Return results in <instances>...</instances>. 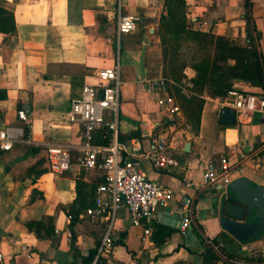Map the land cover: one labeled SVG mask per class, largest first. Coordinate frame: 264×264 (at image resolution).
Returning a JSON list of instances; mask_svg holds the SVG:
<instances>
[{
    "label": "crops",
    "instance_id": "0c3cea01",
    "mask_svg": "<svg viewBox=\"0 0 264 264\" xmlns=\"http://www.w3.org/2000/svg\"><path fill=\"white\" fill-rule=\"evenodd\" d=\"M183 1L191 30L242 45L248 42V15L264 64V0H249L250 7L245 0ZM120 14L138 18L134 31L117 34ZM165 15V0H0V130L20 125L18 110L29 117L22 140L0 150L3 264H81V258L95 254L106 219L92 220L86 210L104 179L100 171L77 165L81 127L66 116L81 88L97 82V70L116 64L121 81L118 141L128 151L137 143L145 150L152 136L167 132L178 167L160 170L144 161L143 169L148 179L174 190L171 214L182 218L191 212V234L165 224L170 221L167 208L159 207L149 224L152 233L142 242L141 230L120 209L109 262L98 264H264V237L241 243L211 217L228 186H202L206 162L222 165L224 160L231 181L247 178L253 187L264 188V117L255 113L247 124L224 126L219 120L225 96L203 92L197 107L171 87L180 113L164 118L158 94L144 83L165 75L159 36ZM194 76L185 67L181 79ZM236 85L253 91L243 82ZM100 135L95 134L97 141ZM47 144L69 149L71 165L61 176L49 171Z\"/></svg>",
    "mask_w": 264,
    "mask_h": 264
},
{
    "label": "built area",
    "instance_id": "2783aa9c",
    "mask_svg": "<svg viewBox=\"0 0 264 264\" xmlns=\"http://www.w3.org/2000/svg\"><path fill=\"white\" fill-rule=\"evenodd\" d=\"M137 21L135 16L120 14L117 19V34L134 31ZM96 80L95 84H86L81 88L79 96L72 100L70 113L66 116L68 122L77 123L81 127L77 165L83 170L100 171L104 179L96 187L93 206L86 210V215L92 220L106 219L104 233L90 264H98L101 259L109 262L108 257L113 247V221L120 209L128 211L131 225L141 230L140 240L144 242L152 233L149 224L156 209L169 208L174 190L148 179L143 169L144 161L160 170L171 171L178 167L165 130L152 136L145 150L137 143L128 151L119 143V65L97 70ZM144 86L149 92L158 94L156 102L165 119H173L180 113L178 100L169 91L171 87L176 88L182 98L188 99L194 95L189 79L175 82L160 76L146 80ZM222 107L234 111V120L238 125L249 123L255 113L264 117V97L237 89L227 92ZM17 117L19 126H8L0 130L2 151L10 150L13 142L22 140L24 126L29 125V117L24 110H18ZM99 131L111 133L108 145L95 143V134ZM27 140L29 141L28 137ZM45 154L52 174L61 176L69 170L71 156L68 148L59 144H47ZM222 163L217 164L214 160L206 162L203 187L229 185L231 179L228 177V167L224 160ZM191 222V212L182 216L180 230H186ZM206 243L217 249L212 241L206 240ZM3 263L4 254L0 251V264Z\"/></svg>",
    "mask_w": 264,
    "mask_h": 264
},
{
    "label": "trees",
    "instance_id": "16d2710c",
    "mask_svg": "<svg viewBox=\"0 0 264 264\" xmlns=\"http://www.w3.org/2000/svg\"><path fill=\"white\" fill-rule=\"evenodd\" d=\"M250 7L249 0H245ZM166 15L160 19L159 36L162 44L165 78L180 82L182 71L190 67L195 71L191 79L194 95L184 100L196 101L203 92L212 96L223 97L231 89H237V82L249 85L253 91H244L264 97V64L253 37L250 17L246 20L245 30L248 42L239 44L222 36L191 30L186 23L183 0H165ZM258 35V34H257ZM233 61V64L229 62ZM27 131V127L24 126ZM101 141L95 143L106 146L111 133L99 131ZM119 140V136H118ZM94 252L81 258V264H90Z\"/></svg>",
    "mask_w": 264,
    "mask_h": 264
},
{
    "label": "water",
    "instance_id": "95a60500",
    "mask_svg": "<svg viewBox=\"0 0 264 264\" xmlns=\"http://www.w3.org/2000/svg\"><path fill=\"white\" fill-rule=\"evenodd\" d=\"M219 121L224 126L234 125V111L222 108ZM228 190L223 201L212 209L211 217L217 218L222 230L241 243L264 237V188L253 187L247 178H235ZM170 211L171 208L166 209L170 221L164 223L179 228L181 215ZM183 232L191 234L189 229Z\"/></svg>",
    "mask_w": 264,
    "mask_h": 264
},
{
    "label": "rangeland",
    "instance_id": "374dc122",
    "mask_svg": "<svg viewBox=\"0 0 264 264\" xmlns=\"http://www.w3.org/2000/svg\"><path fill=\"white\" fill-rule=\"evenodd\" d=\"M182 75V74H181Z\"/></svg>",
    "mask_w": 264,
    "mask_h": 264
}]
</instances>
